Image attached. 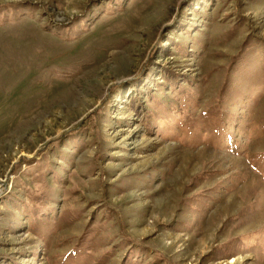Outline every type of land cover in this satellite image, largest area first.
I'll return each mask as SVG.
<instances>
[{"label":"rangeland","instance_id":"374dc122","mask_svg":"<svg viewBox=\"0 0 264 264\" xmlns=\"http://www.w3.org/2000/svg\"><path fill=\"white\" fill-rule=\"evenodd\" d=\"M0 264H264V0H0Z\"/></svg>","mask_w":264,"mask_h":264},{"label":"bare ground","instance_id":"6f19581e","mask_svg":"<svg viewBox=\"0 0 264 264\" xmlns=\"http://www.w3.org/2000/svg\"><path fill=\"white\" fill-rule=\"evenodd\" d=\"M139 82V81H138Z\"/></svg>","mask_w":264,"mask_h":264}]
</instances>
